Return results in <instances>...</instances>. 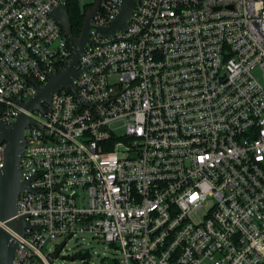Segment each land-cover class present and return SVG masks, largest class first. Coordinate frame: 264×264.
Here are the masks:
<instances>
[{
  "label": "built area",
  "instance_id": "1",
  "mask_svg": "<svg viewBox=\"0 0 264 264\" xmlns=\"http://www.w3.org/2000/svg\"><path fill=\"white\" fill-rule=\"evenodd\" d=\"M60 1L0 0L5 125L22 108L12 98L29 100L30 80L43 86L45 68L71 59L47 12ZM73 1L86 18L99 0ZM135 1L127 30L90 28L106 44L88 41L76 64L96 61L74 78L86 104L62 87L29 111L39 125L25 128L22 177L46 190L19 194L16 217L40 227H25L13 261L52 264L63 241L66 255L90 234L121 264H264V0ZM122 2L101 0L91 24L108 25Z\"/></svg>",
  "mask_w": 264,
  "mask_h": 264
},
{
  "label": "water",
  "instance_id": "2",
  "mask_svg": "<svg viewBox=\"0 0 264 264\" xmlns=\"http://www.w3.org/2000/svg\"><path fill=\"white\" fill-rule=\"evenodd\" d=\"M100 1L101 0L98 1L93 12L85 18L81 30V34L78 37H76L70 29L69 15H68L67 7L65 5V0L60 1L52 8L47 10V12L50 15L54 16L59 21V23L64 27L65 34L75 44V49L74 51H72L73 54L71 56V59L69 62L65 64L64 70L61 71L58 68L59 70L58 74H53L49 72L47 68L44 67L46 71L50 74V77L48 82L45 83L43 86L38 85L34 81V79L30 80L32 83L36 85L37 92L35 94H32L29 100L21 101L20 93L18 98H12L20 102L22 104V108L17 109L18 114H16L13 123L11 125H5L0 117V143L6 142V146H5L6 161L0 167V264H15L13 261L14 255L18 243L23 238L25 227L28 226L32 229L40 227V226H32L25 220L24 215L30 214V212L21 214L19 219L16 217L17 202L20 192H23L26 189H30L33 192L46 190L45 188L34 189L31 187L29 181L31 179H34L35 177L32 176L26 180H24L22 177L21 157L25 149V143H26L25 128L29 126L31 122L38 124L34 118L29 116V111L34 109H40L43 112H45L42 106V102L52 104L51 103L52 93L54 91L58 92V90H60L62 87H71V89H73L76 97L81 101V103L86 104L80 99V97L76 92L74 78L76 76H79L83 70H86L87 72L91 73L89 70H87V68L91 64L96 62L93 61L92 63L86 65L83 68H80L78 70L76 69V64L82 52L85 50L87 42L90 41V42L98 43L89 38L90 28L96 27V31L99 32L101 35H107L118 30L128 29L129 18L136 1L123 0L113 20L108 25L91 24L90 22L91 18L98 11ZM119 39H130V38H119ZM98 44H106V43H98ZM31 54L34 56L33 53ZM37 60L39 61V59ZM94 76L97 78L96 75ZM95 102H100V101H95ZM93 103L90 104L92 105V107H93ZM100 103L106 105V102H100ZM16 230L18 231V233L16 232ZM64 243L65 241L62 242L59 248H57L54 252L51 253L49 260L55 257H60V258L68 257L67 255L60 254V251ZM33 264H45V263L41 261Z\"/></svg>",
  "mask_w": 264,
  "mask_h": 264
},
{
  "label": "rangeland",
  "instance_id": "3",
  "mask_svg": "<svg viewBox=\"0 0 264 264\" xmlns=\"http://www.w3.org/2000/svg\"><path fill=\"white\" fill-rule=\"evenodd\" d=\"M88 1V0H85ZM88 238L85 240L70 239L66 246L67 258L55 257L52 259V264H85L81 257H76L77 253L81 252L84 255L87 251L91 252L90 264H109L118 254L107 243L98 240L97 238ZM62 238H55L50 240L43 248L45 253H50L54 250L56 242L61 241ZM103 259V260H102Z\"/></svg>",
  "mask_w": 264,
  "mask_h": 264
},
{
  "label": "trees",
  "instance_id": "4",
  "mask_svg": "<svg viewBox=\"0 0 264 264\" xmlns=\"http://www.w3.org/2000/svg\"><path fill=\"white\" fill-rule=\"evenodd\" d=\"M67 11L69 15L70 29L72 33L78 37L81 34V30L85 20V13L81 10V7L76 1L69 0L67 3ZM109 264H121L119 260H112Z\"/></svg>",
  "mask_w": 264,
  "mask_h": 264
}]
</instances>
